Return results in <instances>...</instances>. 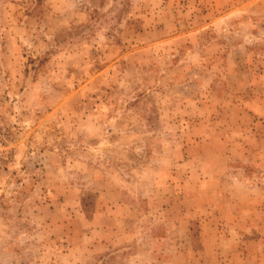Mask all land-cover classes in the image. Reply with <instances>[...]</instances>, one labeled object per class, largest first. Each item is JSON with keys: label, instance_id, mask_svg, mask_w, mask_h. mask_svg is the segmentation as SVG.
Wrapping results in <instances>:
<instances>
[{"label": "rangeland", "instance_id": "obj_1", "mask_svg": "<svg viewBox=\"0 0 264 264\" xmlns=\"http://www.w3.org/2000/svg\"><path fill=\"white\" fill-rule=\"evenodd\" d=\"M0 264H264V0H0Z\"/></svg>", "mask_w": 264, "mask_h": 264}]
</instances>
